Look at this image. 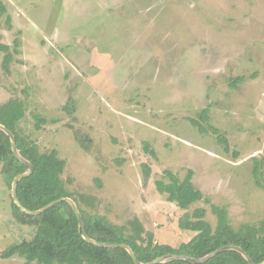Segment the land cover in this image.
Listing matches in <instances>:
<instances>
[{"label":"rangeland","instance_id":"obj_1","mask_svg":"<svg viewBox=\"0 0 264 264\" xmlns=\"http://www.w3.org/2000/svg\"><path fill=\"white\" fill-rule=\"evenodd\" d=\"M2 1L1 42L18 38L20 52L6 69L0 51V104L25 102L22 133L65 159L68 188L94 197L84 206L117 224L138 216L175 247L195 235L182 223L197 207L214 228L213 204L235 228L264 219V0ZM204 108L229 151L193 125ZM165 170L181 179L192 170L210 202H170L155 184ZM13 180L0 163V250L31 239L40 221L15 204Z\"/></svg>","mask_w":264,"mask_h":264},{"label":"trees","instance_id":"obj_2","mask_svg":"<svg viewBox=\"0 0 264 264\" xmlns=\"http://www.w3.org/2000/svg\"><path fill=\"white\" fill-rule=\"evenodd\" d=\"M6 13V4L0 0V25ZM6 24L9 27L12 26V18L9 15ZM14 45L12 47L1 42L0 35V51L5 53L3 65L6 69H9L15 53L20 52L18 38L15 39ZM243 78L241 77V79ZM64 109L73 113L75 104L71 100ZM25 115V102L20 98H11L0 104V124L15 133L21 153L33 163L35 168L31 175L19 181L17 187L18 197L26 208L38 210L58 198L71 197L78 204L87 232L92 238L103 242L127 243L133 248L138 258L145 263L168 253L203 257L217 248L229 244L243 247L255 262H264V219L257 223H244L239 228H235L230 222L228 212L215 204H213L212 210L217 215L216 227L214 228L206 219V208L197 207L192 215L193 219L188 214L182 223L183 229L192 231L195 235L178 247L156 241L154 233L146 229L138 216L126 223L117 224L107 217L93 212L89 208L96 207L94 197L75 193L68 188L62 177L66 161L59 156L58 151L56 149L41 151L36 141L22 133L20 123ZM199 116V119H191L193 125L201 132H207L210 128L218 136L220 142L225 145L226 151H229L228 138L218 128L212 125L207 127L204 124L209 120V109L204 108ZM36 120L37 128H40L44 119L37 116ZM77 138L89 142L87 137H80V133L77 134ZM146 147L148 152L156 156L149 144H146ZM0 163L2 173L11 175L12 179L28 170V166L14 154L9 135L1 129ZM142 166L146 180L150 179L151 166L147 163H143ZM262 170L263 160H260L253 169L258 186H263ZM193 177L192 170L188 171L183 179L175 172L165 170L163 177L157 179L155 184L160 193L167 194V199L170 202L176 203L182 209H188L198 201L210 202L209 198H206L204 193L197 188ZM39 217L40 221L36 224L32 238L13 243L0 250V259L18 255L25 259L24 264H135L129 252L124 248L110 249L87 242L82 235L77 216L67 201L49 208ZM157 264L198 263L173 259ZM200 264H249V262L238 251L228 250Z\"/></svg>","mask_w":264,"mask_h":264},{"label":"water","instance_id":"obj_3","mask_svg":"<svg viewBox=\"0 0 264 264\" xmlns=\"http://www.w3.org/2000/svg\"><path fill=\"white\" fill-rule=\"evenodd\" d=\"M0 129L3 130L7 135H9L10 140H11V146H12V150L14 152V154L16 155V157L21 160L24 164H26L28 166V170L24 173H20L18 174L14 180H13V184H12V196L14 199L15 204L20 208V210L26 214L29 215H35V216H39L41 214H43L46 210H48L49 208L57 205L58 203H61L63 201H67L68 203L71 204L77 219H78V223H79V227L82 230V235L84 237V239L89 242L92 243L96 246L99 247H105V248H110V249H115V248H124L126 249L129 254L131 255L133 261L135 262V264H157V263H165L168 262L170 260L176 259V260H184V261H189L191 263H205L207 262L209 259L217 256L218 254L228 251V250H235L238 251L239 253H241L243 255V257L249 262V264H264L263 263H257L255 262V260L251 257V255L241 246L239 245H234V244H229V245H223L219 248H217L216 250L212 251L211 253L203 256V257H195V256H191V255H185V254H175V253H168L162 256H159L155 259H153L152 261L149 262H142L138 256L136 255L135 251L133 250V248L127 244V243H110V242H103V241H98L94 238H92L89 233L87 232L86 229V225H85V221L83 218V215L78 207V204L76 203V201L71 198V197H61L58 198L50 203H48L47 205H45L44 207H42L41 209L38 210H31L26 208L20 201L19 197H18V192H17V187H18V183L19 181L24 178V177H28L29 175H31L34 172V165L31 161H29L27 158H25L23 156V154L21 153L18 144H17V140H16V135L15 133L9 129L8 127H6L3 124H0Z\"/></svg>","mask_w":264,"mask_h":264}]
</instances>
